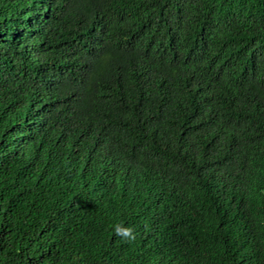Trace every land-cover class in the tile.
<instances>
[{"label": "trees", "instance_id": "trees-1", "mask_svg": "<svg viewBox=\"0 0 264 264\" xmlns=\"http://www.w3.org/2000/svg\"><path fill=\"white\" fill-rule=\"evenodd\" d=\"M0 264H264V0H0Z\"/></svg>", "mask_w": 264, "mask_h": 264}, {"label": "clouds", "instance_id": "clouds-1", "mask_svg": "<svg viewBox=\"0 0 264 264\" xmlns=\"http://www.w3.org/2000/svg\"><path fill=\"white\" fill-rule=\"evenodd\" d=\"M114 235L120 237L124 242L131 243L136 239L135 230L131 227L116 225L114 227Z\"/></svg>", "mask_w": 264, "mask_h": 264}]
</instances>
